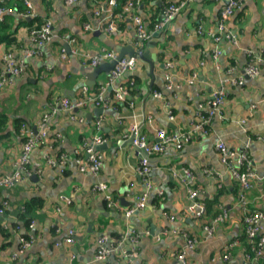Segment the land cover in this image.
Wrapping results in <instances>:
<instances>
[{"label":"crops","instance_id":"crops-1","mask_svg":"<svg viewBox=\"0 0 264 264\" xmlns=\"http://www.w3.org/2000/svg\"><path fill=\"white\" fill-rule=\"evenodd\" d=\"M6 1L15 7L16 0ZM23 1L30 2L31 15L10 8L4 15L13 16V26L18 18L50 20L51 38L26 59L22 75L0 90V177L17 173L22 179L10 187H0V199L8 202L4 214L0 213V264H184L177 258L181 252L189 264H243L251 250L244 246L249 239L239 202L241 188L220 163L215 145L221 140L235 150H247L258 179L245 192V200L250 210L264 214V0H241V7L227 19L218 44L207 32L216 30L226 0H188L161 29L149 23L157 22L164 6L177 0H150L146 5L128 0L131 5L128 9L127 3L123 6L124 15L115 11L119 30L107 33L106 43L83 26L95 21L94 0H77L71 6L63 0ZM131 15L145 24L147 39L138 40ZM16 37L20 47L33 44L25 24L16 29ZM71 39L80 46L79 53L88 57L98 56L103 48L114 51L112 44H132L142 56L135 58L130 75L109 82L110 70L89 79L86 74L98 64L90 66L81 55H60L61 48L70 47ZM6 49L0 44V68ZM105 61L108 59L99 58V62ZM249 65L258 69L257 76H244ZM166 74L172 86L168 91L164 86ZM240 77L241 85L225 82V78ZM134 85L131 94L129 87ZM222 85L225 100L221 113L211 120L209 134L197 136L180 148L168 144L149 155L150 168L143 179L137 171L140 154L128 141L129 125L139 122L150 142L156 140V128L166 133L185 131L195 111L205 109L212 93ZM84 86L89 95L103 90L108 107L98 106L103 108L102 114L92 102L70 110L61 102L67 99L73 103L83 97ZM120 87L128 93L116 101L126 105L117 107L109 101ZM46 114L45 143L36 145L28 162L19 167L23 148L19 125L25 123L33 129ZM100 117V128L96 129ZM94 135L105 138L106 143V147L96 149L103 155L97 175L80 171L76 161L86 160V147L93 144ZM48 158L56 164L48 163ZM182 168L193 174V187L199 190L198 200L204 209L202 219L188 210L191 200L187 186L179 183ZM204 168L222 174L220 188ZM34 175L35 180L30 178ZM99 182L104 184L103 190L94 189ZM144 194V207L126 214ZM34 198L42 205L25 227L17 209ZM223 210L225 218L207 232L204 226L212 225ZM259 226L264 236V218ZM173 227L177 231H172ZM69 230L75 234L67 243ZM183 232L197 239L193 247H184ZM102 236L107 238L105 244L123 242L104 259L96 260L97 241ZM21 238L31 242L22 248ZM229 243L233 245L225 250ZM225 253L226 260L222 258ZM249 264H264V251Z\"/></svg>","mask_w":264,"mask_h":264},{"label":"built area","instance_id":"built-area-1","mask_svg":"<svg viewBox=\"0 0 264 264\" xmlns=\"http://www.w3.org/2000/svg\"><path fill=\"white\" fill-rule=\"evenodd\" d=\"M66 6L73 5L77 0H63ZM188 2V0H177L168 2L162 11L161 18L155 23L154 28H162L165 24H167L174 16L179 12V10ZM94 8H93V16L94 23H83L85 29H90L91 31L100 30L105 33H111L113 31L119 30L116 24V12L114 11L116 6V0H94ZM25 4L28 7L25 15H31L32 10L30 9V2L25 1ZM131 3H127L126 9ZM242 5L241 0H226L224 6L220 10L219 20L216 25V30H209L207 32L208 36L212 39L215 44H218L220 41V34L225 31V23L227 19L235 12L236 9H239ZM6 11H11L8 8H4L0 5V16L4 14ZM130 19L133 22L134 29L136 31L137 37L140 40H145L149 37L147 27L142 22V20L135 15H131ZM50 30H51V22L50 20H44L39 26L30 28L28 32V36L33 43L31 47L22 46L19 49V52L7 51L1 56V68H0V90L6 86L11 85L15 78L21 76L24 70V65L26 64V59L31 55L38 53V49L43 46L46 42L50 40ZM197 31L202 32L201 27L197 28ZM228 36V35H227ZM230 38L234 39L233 36ZM235 41V40H234ZM233 41V42H234ZM70 45L69 52H66L64 48H61L60 55L63 58H66L68 54H75L84 56L88 59V63L90 66H95L99 64V58L103 59H116V53L112 50H108L103 48L100 51V54L95 57H88L86 54L79 53V45L75 42L74 39H71L68 43ZM219 52L215 51V56L217 57ZM136 66V59L134 57L122 56L117 59L115 65L110 71L109 74V82L113 80L123 77L126 73H132ZM244 76L255 77L258 75V69L254 65L247 66L243 71ZM165 83L164 86L167 90L171 89V80L168 74L165 75ZM130 84L133 85L134 80L130 78ZM225 82L229 84H243V77L239 79H229L225 78ZM82 92L84 96L81 98H77L73 103H70L67 99H62V103L67 110L75 109L78 107L85 106L88 102H92L96 106L108 107L107 100L103 97V90L95 93L94 95H89L88 89L86 86L82 87ZM114 100L122 101L124 97L127 95V90L125 88H118L114 91ZM155 95H160L156 92ZM225 100V92L223 85L215 90L209 101L207 102L205 109H198L195 111L194 118L190 120V126L187 130L175 133H166L163 129L156 128L155 129V137L156 140L154 142H150L147 140V133L142 129L143 126H139V122L133 121L129 127L127 128V134L133 135L132 145L135 149H139L140 160L137 166V171L140 175L143 176V179H146V175L149 172V161L148 156L154 153H158L163 150V148L168 144H173L176 148H180L183 144L188 143L193 138L200 135H207L210 132V123L214 116L219 115L221 113V109ZM109 102H112L109 101ZM255 107V105H252ZM71 117H74L73 115ZM169 118H172L169 115ZM101 117L96 120L95 127L96 129L100 128ZM244 122V120H242ZM148 122H150V118H148ZM47 114L44 115L35 125L33 129L27 128L25 123H21L19 126V131L21 130V136L23 137V148L22 153L19 158V167L20 165H24L28 162V157L32 149L39 144H44L47 139ZM127 135V136H128ZM105 142V138L94 135L93 136V144L86 147V153L88 157L84 161L83 159H77V164L79 166V170L87 173L97 175L101 165L103 163V155L99 153L95 147L103 144ZM216 150L218 152L220 163L226 168L227 173L235 179L240 188L241 193L239 196V202L241 205V209L244 212L243 220L245 225V230L247 233V238L250 242V250L244 256L243 264L253 263L263 254L264 251V236L260 234V222L264 218L263 212L260 210L254 211L250 210L247 206V201L245 200V192L250 190L253 187V183L256 179H258V175L252 167V160L247 154V150L242 148L235 150L233 148L228 147L223 141L219 140L216 142ZM145 153L146 156H142L141 154ZM64 162V157L61 156L60 163ZM48 163L55 165L56 161L54 159L48 158ZM63 169H60L62 171ZM182 175L180 177L179 183H183L187 186L188 197L191 202L189 204L188 210L193 213L196 218H203L204 209L200 200H198L199 190L193 187V174L187 168H182ZM203 172L207 175L213 176L214 180L217 182L218 188H220L222 174L213 171L211 168H204ZM177 173L174 172V175ZM22 179L17 173L1 176L0 177V187H10L16 183H19ZM148 184V183H147ZM95 190H103L104 184L99 182L94 186ZM147 200V196L139 195L136 198L135 205L131 208H128L125 212L126 214H130L134 211V209L144 207ZM8 205L7 200L0 199V213L6 209ZM115 205V202H114ZM192 210V211H191ZM226 214L223 210L222 213L216 215L213 219L212 225H205L204 228L207 232L211 233L214 226L221 222L225 218ZM171 222L174 220V216H169ZM33 222L30 223V227L33 226ZM178 228L173 227L172 231H177ZM74 231L69 230L67 232V236L65 238V242L69 243L74 240ZM184 238V247L191 248L196 243L197 239L194 236H190L189 234L183 232ZM21 247L25 248L31 242V239L21 238ZM107 238L102 236L97 241V249L95 252V259L101 260L104 259L108 254L112 252V250L116 249L117 245L122 246L123 240L120 239L116 244H105ZM235 242V241H234ZM233 244H227L225 250H228ZM125 252V250H124ZM228 257V253L222 255V258L226 260ZM178 260L183 262L184 264H189L185 261L184 252H181L177 255ZM246 258V260H245Z\"/></svg>","mask_w":264,"mask_h":264},{"label":"trees","instance_id":"trees-1","mask_svg":"<svg viewBox=\"0 0 264 264\" xmlns=\"http://www.w3.org/2000/svg\"><path fill=\"white\" fill-rule=\"evenodd\" d=\"M103 1V0H100ZM132 3H135L137 0H131ZM150 0H139V2H143V5H146L149 3ZM128 2V0H116V6L114 11H116L117 13H122V15H124L123 13V6ZM138 2V4H139ZM135 4V5H138ZM0 5L3 6L4 8H10L12 11H14L15 13H20L23 10L27 11L28 7L25 4V2L23 0H16V5L14 8L11 7V3L7 2L6 0H4L3 2H0ZM23 9V10H22ZM4 15V14H3ZM23 18V17H22ZM161 18V16H160ZM158 18V19H160ZM13 16L12 15H4V19L2 21H0V44H4L5 47H7V49L5 50V52L7 51H12V52H19L20 49V41H17V37H16V29L20 26V24H25L28 27V32L30 30V28L32 27H37L41 24L42 21L39 20V18H32L30 20H21L20 18L17 19V24L16 26H13ZM156 21L154 22H150L149 26L152 27L154 26ZM19 40V39H18ZM4 52V53H5ZM129 91H131L130 93H133V88H135L134 86H130L129 87ZM118 102V101H117ZM115 100H112V105H115L117 107H119L120 105H126L125 103L120 104L117 103ZM121 108V107H120ZM20 126V125H19ZM222 189L219 190L218 194L221 193ZM217 197V196H216ZM210 203V202H208ZM42 203L39 199H31L30 201H27L24 206L20 209H17V215H18V219L20 221H22L25 225V227L28 226V223L31 219H33L34 215V211L38 210L41 207ZM5 210L3 211L4 214ZM2 233H5L6 231L4 229L1 230ZM246 236L244 235L243 238ZM247 242L244 244V246H246V249L251 248L250 246V242L249 240H246Z\"/></svg>","mask_w":264,"mask_h":264},{"label":"water","instance_id":"water-1","mask_svg":"<svg viewBox=\"0 0 264 264\" xmlns=\"http://www.w3.org/2000/svg\"><path fill=\"white\" fill-rule=\"evenodd\" d=\"M92 34H93V36H97L100 40H102L103 42L106 43L107 33L102 32L100 30H94V31H92ZM138 40H140V39H138ZM111 46L114 47V52L116 53V59H110L108 61H105L104 63L99 62V64L97 66H95L94 68H92L91 71L86 74L89 79H93L94 76L98 72H100V71L109 72L113 68V66L115 65L117 59L121 58L122 56H128V57H134V58H138V57H141L142 56V52H140V51L137 52V50L134 49V47L132 46V44H124V45H122V44H115V45H113L112 44ZM65 51L66 52H69V46L68 45H65ZM127 74L130 75L132 73H126L125 75H127ZM86 83L88 85H92L93 82H86ZM107 89H108V91H110L111 90V86H108ZM96 112L98 114H102L103 108L97 106ZM132 138H133V135L130 134L129 139H128V141L130 143H132L131 142L132 141ZM104 147H106V143H103V144H101L99 146H96L95 149H101V148H104ZM135 150L137 152H139V149L136 148ZM141 155L142 156H146L145 153H142ZM30 178L33 179V180L36 179L35 175L34 176H31ZM120 202L126 204V202L122 198H120ZM152 227L153 226L151 225V228Z\"/></svg>","mask_w":264,"mask_h":264},{"label":"rangeland","instance_id":"rangeland-1","mask_svg":"<svg viewBox=\"0 0 264 264\" xmlns=\"http://www.w3.org/2000/svg\"><path fill=\"white\" fill-rule=\"evenodd\" d=\"M189 207V206H188ZM192 211V210H191Z\"/></svg>","mask_w":264,"mask_h":264},{"label":"bare ground","instance_id":"bare-ground-1","mask_svg":"<svg viewBox=\"0 0 264 264\" xmlns=\"http://www.w3.org/2000/svg\"><path fill=\"white\" fill-rule=\"evenodd\" d=\"M15 260V259H14Z\"/></svg>","mask_w":264,"mask_h":264}]
</instances>
